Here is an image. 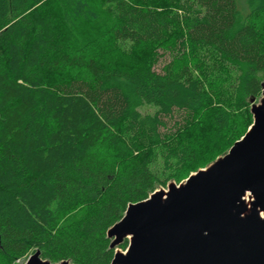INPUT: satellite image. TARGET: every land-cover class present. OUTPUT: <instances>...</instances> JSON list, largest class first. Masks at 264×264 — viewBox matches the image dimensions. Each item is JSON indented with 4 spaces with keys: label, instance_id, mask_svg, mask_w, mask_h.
Instances as JSON below:
<instances>
[{
    "label": "trees",
    "instance_id": "trees-1",
    "mask_svg": "<svg viewBox=\"0 0 264 264\" xmlns=\"http://www.w3.org/2000/svg\"><path fill=\"white\" fill-rule=\"evenodd\" d=\"M53 1L0 0V260L112 264L125 209L254 122L264 0Z\"/></svg>",
    "mask_w": 264,
    "mask_h": 264
},
{
    "label": "water",
    "instance_id": "water-1",
    "mask_svg": "<svg viewBox=\"0 0 264 264\" xmlns=\"http://www.w3.org/2000/svg\"><path fill=\"white\" fill-rule=\"evenodd\" d=\"M254 122L230 150L186 180L130 204L107 230L126 250L112 264H264V83ZM248 193V202L244 195ZM1 240V236H0ZM31 253L26 264L52 263Z\"/></svg>",
    "mask_w": 264,
    "mask_h": 264
},
{
    "label": "rangeland",
    "instance_id": "rangeland-1",
    "mask_svg": "<svg viewBox=\"0 0 264 264\" xmlns=\"http://www.w3.org/2000/svg\"><path fill=\"white\" fill-rule=\"evenodd\" d=\"M47 1H49V2H51V5H52V9L54 10V11H57V6H58V4L56 3V2H54L53 0H47ZM123 48H124V50H125V52L124 53H127L128 52V44L127 45H123ZM175 47H172V48H170V49H168L167 51L166 50H164V49H162V48H158V49H156V51H155V57H154V61L151 63V66H152V69H156V70H158V71H161L162 70V68L165 66V64H167L170 60H171V58L172 57H174V55H177L178 54V51H176L175 49H174ZM259 77L261 78V80L263 81V83H264V72H262V73H260L259 74ZM260 98H261V96L259 97H256L255 98V102H259V100H260ZM156 109H155V107H153V106H150V105H146V104H143V106H141V109H140V111L142 112V114L143 113H154V111H155ZM186 110H184L183 112H180L178 109H176V112H175V114H174V116L175 117H173V119H171V121H169V126H168V128H171V129H169L168 131H166V132H168L167 133V135L166 136H168L169 134H171V130H174L176 127H174V125H176V120L178 121L179 120V125L178 126H182V125H184L185 124V121L187 120V119H196V120H198V119H200L199 117H193V115L192 116H190V115H188L186 112H185ZM175 119V120H174ZM201 120V119H200ZM199 122L200 121H198V124H199ZM199 126V125H198ZM245 132H248V129H247V131H245ZM231 148V147H230ZM230 148H228L227 149V151L228 150H230ZM227 151H225V154L227 153ZM221 156V155H220ZM157 160H159V157H157L156 158ZM212 163V162H211ZM211 163H209L207 166H209V165H211ZM204 167H206V165H203L202 167H200V168H204ZM198 170H200V169H198ZM198 170H195V171H191L190 173H195V172H197ZM189 173V174H190ZM166 177V175L163 177V178H165ZM184 180H186V179H184ZM184 180H181L180 182H182V181H184ZM173 181L174 182H177L176 181V179L175 178H173V179H170V180H168V181H166V184L165 185H162V184H157L156 186H155V190H154V192L155 191H158V190H160L161 188H165V189H168L167 188V186H168V184H170V183H173ZM248 194V193H247ZM249 200H248V202H250L251 201V199L250 198H248ZM80 210L81 209H79V211H77V212H75V214L74 215H79V212H80ZM123 242V241H122ZM127 248V247H126ZM126 248H124V247H122V245L120 244V245H118L116 248H115V252H121V251H124V250H126ZM31 254V253H30ZM29 253L28 254H26V256H24V257H22L21 259H16V260H13L12 262H10V263H5V262H1V260H0V264H26V260H27V258H28V256L30 255ZM69 261H71V260H69ZM54 263V262H53ZM71 263H73L74 264V262L73 261H71Z\"/></svg>",
    "mask_w": 264,
    "mask_h": 264
},
{
    "label": "bare ground",
    "instance_id": "bare-ground-1",
    "mask_svg": "<svg viewBox=\"0 0 264 264\" xmlns=\"http://www.w3.org/2000/svg\"><path fill=\"white\" fill-rule=\"evenodd\" d=\"M244 198L248 201L249 199V196H248V194L246 193L245 195H244Z\"/></svg>",
    "mask_w": 264,
    "mask_h": 264
}]
</instances>
